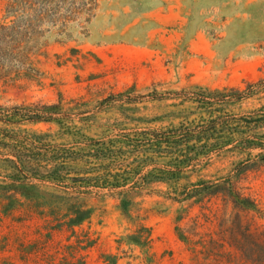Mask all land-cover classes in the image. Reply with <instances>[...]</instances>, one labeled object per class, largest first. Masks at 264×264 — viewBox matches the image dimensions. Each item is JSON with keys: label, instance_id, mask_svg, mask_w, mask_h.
<instances>
[{"label": "rangeland", "instance_id": "rangeland-1", "mask_svg": "<svg viewBox=\"0 0 264 264\" xmlns=\"http://www.w3.org/2000/svg\"><path fill=\"white\" fill-rule=\"evenodd\" d=\"M6 3L0 0V22ZM41 5L47 11L34 56L39 74L7 81L10 62L0 54V106L61 101V119H22L9 127L40 134L44 147L68 152L75 171H91V179L104 168V158L97 156L104 145L91 139L104 142L122 132L198 119L195 92L264 80V0H41ZM261 106L264 89L227 103L224 116L250 115ZM232 130L239 133L232 144L202 156L177 182L147 183L130 194L128 208L118 192L86 188L94 214L73 236L55 233L49 251L58 243L82 242L87 246L78 257L85 264H264V148L246 146L249 140L264 142V125ZM201 179L224 188L197 202L172 197ZM44 223L26 209L0 212V261L42 260L34 252L22 259L20 244L37 241L46 232ZM143 226L145 243L131 241L129 235Z\"/></svg>", "mask_w": 264, "mask_h": 264}, {"label": "trees", "instance_id": "trees-1", "mask_svg": "<svg viewBox=\"0 0 264 264\" xmlns=\"http://www.w3.org/2000/svg\"><path fill=\"white\" fill-rule=\"evenodd\" d=\"M5 14L0 22V54L10 62L6 80L21 78L36 79L39 69L34 56L40 53V27L45 21L47 9L41 0H6ZM4 45V47H2ZM264 89V80L250 83L246 88L225 87L223 89L200 90L195 92L201 115L197 119L162 128L140 129L113 135L104 142L91 139L99 147L98 157L104 158V168L91 179V171L77 172L72 165L74 157L63 149L44 147L40 134L33 136L15 131L9 126L22 119L53 121L63 106L57 104L28 108L16 106L12 109L0 106V212L10 215L19 209H26L29 215L45 220L40 238L31 243L20 244L21 258L30 253L42 254L36 264H85L79 251L87 245L82 242L62 245L58 243L54 251H49V242L55 233L70 232L75 235L78 226L89 220L95 212L86 188L94 185L118 192L121 203L128 208L130 194L142 190L151 181L177 182L187 171L200 164L202 156L221 152L232 144L238 135L234 127L252 128L264 125V106L251 111L250 115L224 116L227 103L239 102ZM245 136V135H244ZM247 148H264L263 141L249 140ZM102 173V174H101ZM144 175L139 179L135 176ZM85 174V175H82ZM104 176V179H103ZM134 176V177H132ZM69 179L79 181L72 184ZM95 182V183H90ZM49 183L57 192L44 191L38 183ZM222 185L199 180L192 189L175 193L178 200H203L207 196L221 192ZM227 194H233L232 187H225ZM239 203H249L247 197H238ZM249 206V205H248ZM141 227L129 235V239L144 244ZM70 236H68L69 238ZM0 264H13L7 258Z\"/></svg>", "mask_w": 264, "mask_h": 264}]
</instances>
